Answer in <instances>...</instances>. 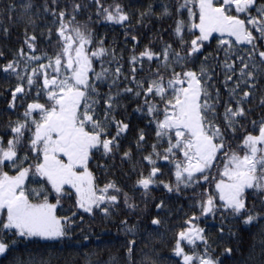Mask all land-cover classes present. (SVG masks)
<instances>
[{"label":"snow or ice","instance_id":"6c2138e0","mask_svg":"<svg viewBox=\"0 0 264 264\" xmlns=\"http://www.w3.org/2000/svg\"><path fill=\"white\" fill-rule=\"evenodd\" d=\"M4 14L25 31L0 51V264H52L29 246L76 228L88 241L85 217L118 235L83 264H264V0H13ZM111 26L120 44L98 32Z\"/></svg>","mask_w":264,"mask_h":264},{"label":"trees","instance_id":"16d2710c","mask_svg":"<svg viewBox=\"0 0 264 264\" xmlns=\"http://www.w3.org/2000/svg\"><path fill=\"white\" fill-rule=\"evenodd\" d=\"M13 0H0V27L7 26L9 31L8 34L5 35L3 32H0V51L5 53L6 58H11L12 54L21 46V43L24 38V31L25 25L23 22H20L16 19L12 21L8 20L7 14H4V9ZM17 4L20 3V0H15ZM125 4H130L133 7L140 6L142 3H147V0H123ZM156 7L158 8L159 5L157 4ZM42 23L43 22H38ZM29 32L32 31L31 28L28 29ZM37 34H39L40 29L38 28ZM144 33V39L142 43L147 42V37L150 35V32L147 29H142ZM98 32L102 36L107 37L108 44H112L115 40L117 44H120L124 37L122 35V29L117 26H111L109 28H99ZM214 43V42H213ZM41 46H44L43 39L41 41ZM130 46V45H129ZM4 62V58H0V63ZM7 86L3 76L0 75V93H3L4 88ZM3 100L0 98V107H3ZM131 111V108H129ZM7 119V117H4ZM133 123L135 124L136 116L133 115L132 117ZM118 179H122L121 177H117ZM139 197V193L136 194ZM153 196H161L163 192L160 190H154L152 193ZM180 203L187 204V201H180ZM122 206V205H121ZM187 210V209H185ZM182 215V213H181ZM123 218V217H119ZM131 219L134 221L135 216H132ZM175 223V221H173ZM218 221H213L211 217L208 218L207 221H202L201 226L207 227L209 229L210 234L215 239L217 234V228L214 226ZM91 225V230L89 232L88 225ZM81 227H84L86 233L90 235V239L88 241L83 240V236L80 233L79 228L74 229L73 231V239L68 240L66 242H59V243H51L45 244L40 243L37 245H30V249L33 253L37 256V258H50L52 264H83V258L85 252H92L95 251L97 255L94 259L100 260H107L109 256V251L107 248L104 247L110 239H113L115 242V238L117 237V229L116 225L113 223H102L100 218L97 217L94 221L90 220L88 217H85V224ZM257 229L253 228L252 231L255 232ZM171 236V233L168 234ZM119 239H123V237H119ZM82 241V243H76V241ZM252 243L249 235H245V246ZM222 250V246L217 248V254L219 255ZM112 252H115V248H112ZM169 254V249L163 247L161 249V256H167ZM238 258V254H235L231 258L222 257L224 259V264H234V261ZM24 259H27V255L24 256Z\"/></svg>","mask_w":264,"mask_h":264}]
</instances>
